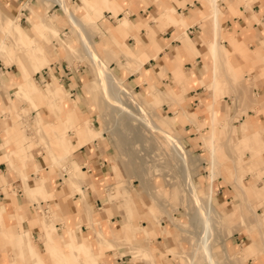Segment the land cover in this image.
I'll list each match as a JSON object with an SVG mask.
<instances>
[{
	"label": "crops",
	"instance_id": "1",
	"mask_svg": "<svg viewBox=\"0 0 264 264\" xmlns=\"http://www.w3.org/2000/svg\"><path fill=\"white\" fill-rule=\"evenodd\" d=\"M33 1L0 0V56L6 64L0 66V150L3 149L0 151V264H59L60 260L72 264L78 261L89 264H150L142 258H139L141 262L132 258L130 250L133 246L142 249V253L152 254L156 258L155 264H181L178 256L170 254L176 248L189 249V235L187 232L186 235L174 232L173 225L183 230L171 220L166 224L161 222L159 206V213H154L152 207L144 210L147 224L131 219L130 214L135 210L141 214V201H148L149 196L145 200L125 183L119 165L113 160L110 162L112 153L109 144L105 143L104 133L91 123L93 110L89 106L88 91L89 84L95 82L96 71L85 56L80 32L60 5L62 14L49 11L56 3L48 5L44 13L42 6H45V1L39 0L37 4ZM219 1L222 3L219 29L222 60L216 84L224 93H217L214 106L210 102L215 75L213 46L216 31L215 20L205 7L207 0H81V3L71 6L77 13L70 7L69 10L85 26L100 60L125 85L145 91L148 97L144 99L159 124L161 121L154 114V108L162 104L167 106L170 113H161L158 106L156 114L171 125L180 124L177 132L173 133L183 136L193 152L205 153L202 148L205 143L200 138L202 133L197 136L193 124L197 127L205 124L209 130L211 110L217 120V135L221 127L225 133L230 131L233 147L230 161L216 168L222 175L215 177L213 182L208 178L209 183H204V187L200 185V188L212 191L215 212L229 219L233 209H241L240 214L247 209L241 206V202L233 204L238 207L232 206L238 199L236 192L252 186L264 191V187L260 188L253 181L247 182L249 185L246 187L240 186L234 171L237 166L236 172L243 174L244 167L241 162L236 164L241 160L236 157V147L243 148L242 158L251 162L253 169L257 166L264 168V0H227L231 7L224 0ZM82 9L87 16L81 12ZM103 15L104 18L100 17ZM6 23L10 30L16 29V25L21 26L25 38L20 46L39 59L38 68L33 67L28 56L18 63L8 62L10 58L3 53L7 37L3 27ZM97 24L101 34L96 30ZM108 24L112 27L109 28ZM64 25L71 28L79 52L75 51L76 42L67 35L63 40H57L53 48L49 46L60 37L59 28ZM63 57L69 61L85 60L94 76L89 78L83 72L80 75L76 68L62 67V72L60 63L55 64L53 73L45 79L43 86L35 82L32 72L59 62ZM112 67H116L119 74ZM239 69L245 70L244 78L250 80V86L238 80L236 72ZM47 71L49 68L43 69L46 74ZM230 71L232 76H229ZM247 71L253 76L247 78ZM54 73L68 84L74 96H70L64 85L57 82ZM165 75L167 77H163ZM80 81L83 96L78 89ZM226 96L230 98L228 104L223 102ZM80 101L87 104L86 110H82ZM23 102L28 106L24 105L19 112L18 106ZM43 104L48 106V113L41 108ZM229 105H232V113L228 112ZM4 107L8 112L2 109ZM34 111L38 113L28 118ZM8 113L9 118L6 117ZM43 115L50 117L49 120L43 122ZM183 132L186 134L182 135ZM29 133L41 136L47 145L42 153L31 157L39 146V140L36 135V139H32ZM182 145L188 153L183 142ZM67 151L72 154L64 159ZM39 154L44 155L46 165L37 158ZM204 157L206 155H201ZM62 158L61 176L54 167H60ZM202 166L212 169L206 160ZM206 171L202 169V175ZM261 173L264 181V169ZM253 174L257 176L258 171ZM6 179L11 184L7 194L2 190V180ZM74 184L80 185L79 192L72 188ZM107 186L111 188L109 191ZM117 198H121L127 217L113 201ZM35 199H41L40 203L45 205L44 215L50 211L52 216L44 219L39 213L41 210L35 212L31 206L37 207ZM220 205L229 211L222 214L217 207ZM246 218L239 223L245 228L223 238H215L213 252L216 258L221 259L220 264H226L224 254L229 258L234 254L243 258L241 264H264V221L261 236L256 233L257 225L252 215L250 222ZM50 221L51 229L44 226ZM39 222L44 223V228ZM54 227L57 233H54ZM115 241L119 244L113 248L116 255L113 256V249L100 250V246L110 247ZM175 254H183V251Z\"/></svg>",
	"mask_w": 264,
	"mask_h": 264
},
{
	"label": "rangeland",
	"instance_id": "2",
	"mask_svg": "<svg viewBox=\"0 0 264 264\" xmlns=\"http://www.w3.org/2000/svg\"><path fill=\"white\" fill-rule=\"evenodd\" d=\"M44 1H45V6H42L43 7L42 10L44 13H46V11L48 10V8H46V7L50 4H53V3L50 0H44ZM68 1H69L68 3H69L70 8H71L72 4L77 5V4L81 3V0H68ZM224 1L228 7H231L229 5V3L227 2V0H224ZM33 3L37 4V3H39V0H34ZM36 4L34 6H36ZM220 5L222 6V3L219 1V9H221ZM25 7H28V5H25ZM205 7L208 9V13L212 14V4L209 0H207V4L205 5ZM49 9H50L49 10L50 12L55 11L58 14L63 13V10L57 4L52 5V7ZM70 10L74 13L78 12V11L74 10V8H71ZM1 11L4 12L5 10H3V8H1ZM87 11L89 12V10H87ZM81 12L87 16L86 11H84L82 9ZM235 14H238V13H235ZM20 16L18 17L19 20H20ZM43 17H45V15H43ZM100 17L104 18V15L100 16ZM19 20H18V23H20ZM115 21H117V18H115ZM95 22L97 23V19H95ZM47 23L50 24L51 22H47ZM20 27L21 26L17 27V25H16V29L10 30L8 28V23H6L4 25L3 30L6 32L7 37L5 39V46H4L3 53L8 55V57L10 58L8 62H10L12 60L13 62L18 63L24 56H28V58H29L28 61L33 65L34 68H38V66H39L38 64L40 63L39 59L36 58L35 56H33V54L30 51H26V50L24 51V49L20 46V45H22L21 40H23L25 38V35H24L23 31L20 29ZM108 27L110 28L112 26L109 25ZM96 30L99 32V34H101L100 33L101 29L98 26V24H97ZM59 31H60V37L58 39L55 38V41L49 43V46L51 48H53L56 45L57 40H63L65 38V36L67 35V36H69V38L71 40L76 42L77 46L75 48V51L77 50L79 52V50H78L79 46L77 43V39L74 36V34L72 33V30L69 27V25L60 26ZM65 32H66V34H65ZM99 34H97V35H99ZM46 37L49 38V35H46ZM227 40H230V39L228 38ZM230 43H232V41H230ZM226 47H228V46H226ZM230 48H232V47H230ZM263 48H264V46H263ZM54 49H56V48H54ZM231 52H232V49H231ZM76 56H78V54H76ZM231 59H232V54H231ZM60 63H61L60 69L62 72H63L62 67H65L68 69H75L76 68L77 70H79L80 75H82V72H83L89 78H92L94 76V72H93L90 64L88 62H86L85 60L75 59L73 61H69L67 58L63 57L62 59L59 60V62L55 61L48 67L47 66L42 67L41 70L38 72H35V73L32 72L31 73L32 78L39 85L43 86L45 79L51 73H53V70H54L53 68H55V64L57 65ZM4 64H5V62L3 61L2 57L0 56V66H2ZM11 67L16 68L15 65H11ZM48 68H49V71H47L48 74H46V72H43V69L47 70ZM112 68L117 74H119L116 67H112ZM94 69H95V67H94ZM244 71H245L244 69L237 70V72H236L237 78L240 81V83L246 84L247 86H250L251 85L250 80L244 78ZM17 72L19 74V70ZM230 72L231 73L229 74V76L230 75L232 76V71H230ZM54 74H56L55 76H57V78H56L57 82L64 85V87L68 90V94L70 96H74L75 94H73L72 91L69 89L68 84L65 81L61 80L59 74L58 73H54ZM245 74H246L247 78H250L253 76L249 73V71L245 72ZM163 77H167V75H165ZM94 79H95V82L89 84L90 92L88 91V95L90 96L89 97L90 99L88 100L89 106L93 110V116L91 117V123L96 128H101L102 132L104 133V135L107 139V140H105V143L109 144L110 152L112 153V157H111L110 162L112 163V160H113L114 162H116L119 165V167L122 171V174L124 175L125 183L127 185H129L130 189H132L133 191H137L145 200L149 196L148 201H141V207H142L141 214L135 210L133 213L130 214L131 219L137 223L143 222V223L147 224L148 221H147V218L145 217V215L143 213L144 210L146 211L147 207H152L151 209L154 211V213H156V212L159 213V208H160L161 222L166 224L167 222H169L168 220H171L175 225H177L180 229L183 230V231H181L176 226L173 225L172 230H174V232L179 233L180 235L181 234L186 235V232H187L189 235L188 237L190 238V248L189 249L187 247H183L182 249L176 248L173 250L172 254H170L172 256H178V261L181 264H187L185 261L187 260L188 256H190L191 253L193 252L192 251L193 248H192L191 244H192V242H194V239L197 236V235L195 236V233H193V231L195 230L194 227L198 230L199 229V222L196 221V219L194 220V218H193V213L195 211L194 210L195 206H194L193 200L191 198H188L189 199L188 202L187 201L185 202V196H186L185 188H184V186H182L183 185L182 180L180 178H178V177H180L179 176V169H178V164L180 163L179 159L176 156L171 157L168 154L166 155L164 150L161 147H159V144H157L155 142L153 137H151L150 135H148V133H146L144 131L147 134V135H145V133L143 132V130H144L143 127H141L138 122L132 121L131 119L129 120V118H127L126 116L122 119L121 125L116 121V119L113 120L110 117V114L113 115L114 112H116V110L114 109V106L111 103L110 104L107 103L106 98L101 96V94L99 93V91H98L99 80H98L97 72H96V77ZM161 83L162 82H160V84ZM79 84L80 85H79L78 89L82 93L81 96H83L84 93H83V88H82V81H80ZM256 84L257 83H255V85ZM123 85L132 93L133 97H135L136 99H138L140 101V103L144 106V108L149 112L151 118L158 125L162 126L167 132L171 133L175 138H177L179 140V142L181 144H182V142L184 143V145L186 146V148L188 150V154H189L190 172L193 175V180L195 182H197V185H198V189H197L198 193L202 195L203 191H204V193L208 192L203 187L205 186L204 183H209V179H208L209 177L208 176H209L210 168H208L209 165H208V167L202 166V162L204 160L208 161V163L211 164L210 163V150L208 147V137L206 138V136L208 134L207 125L203 124V125L197 127L195 124H193L197 129L196 130L197 136H199L202 133V136H200V138L203 139L202 143H205L202 146L205 153L193 152L190 148L187 147L186 143L182 139L183 136H181L178 133H173V132H177L178 127H180V124L177 122L178 125H176V126L171 125L167 120H165V118L156 114L155 110L158 106H159V111L161 113H170V112H168L169 110L165 104L156 105L154 108V114L161 121V124H159L158 121H156L154 119L153 114L150 113V109L148 107V102L145 101V99H144V97H148V95L146 93H144L145 91H143L142 89L133 88L130 85H128L129 86L128 87L127 85H125V82H123ZM161 88H163V87H161ZM223 99H224L223 100L224 103H227V104L230 103L229 97L226 96V97H223ZM79 104L81 105L82 110L87 109V104H85L84 102L80 101ZM24 105L28 106V103L27 102L20 103L17 110H19V112H20V110L23 108ZM41 108L46 113H48L49 110H48L47 105L43 104L41 106ZM2 109L5 112H8L7 107H4ZM228 112L232 113V105H229ZM36 113H38V112L34 111V112L30 113L28 118H32L33 115ZM6 117L9 118V113H8V115L6 114ZM24 118H26V117H24ZM41 118L43 119V122H44V120H46V121L49 120L50 117H48L47 115H43ZM125 118L127 120H125ZM42 119L40 120L41 124H42ZM131 121L133 123H131ZM229 121H232V120L230 119ZM195 122L201 124V121L198 122L195 120ZM184 134H186V133L183 132L182 135H184ZM224 134H225V131L221 127L220 131L218 132L219 138H222V136ZM35 135L36 134L33 135V134L29 133V136H31L32 139H33V137H34V139L38 138L39 146H37L38 148L35 149V151L33 152L32 155H30V157L33 156L34 154L36 155L37 153H42L43 148L45 146L47 147L45 140H43L41 138V136L39 137L37 135L35 138ZM231 138H232V135H231ZM222 148H223L222 150L226 153V155H223L224 158H222V156L219 158L220 164H219V166L217 165L215 167V170H217L216 169L217 167H221L224 163H226L227 161H230V156H232V152L228 148L227 145L223 146ZM235 149L238 153V154H236V157L241 158V160L239 159L236 164L241 162V164L244 166L242 168L243 174H240V175L236 172L238 167L237 166L234 167V171L236 173L235 180L238 179L239 185L243 186V187H246V185L247 186L249 185L247 182L253 181L254 184L259 186L260 188H263L264 186H260V185L262 183H264V181L262 180L263 178L261 176L263 174L261 172L264 168H259L257 166V168L253 169L252 163L246 162L242 158L241 152H242L243 148L242 147H240V148L236 147ZM0 151L2 152L3 149H1ZM71 154H72L71 152L66 153L64 156L65 157L64 159L68 158ZM201 155H206V157L201 158ZM226 156L229 158H227ZM253 157H255V154H253ZM37 158H39L41 160L43 165H46L45 158H44L43 154L37 155ZM64 159L62 158L59 160L60 167H54V169L57 170V173L60 171V168H62L61 167V161ZM223 161H224V163H223ZM202 169H207L206 174L202 175V173H203ZM254 171H258L257 176L255 174H253ZM59 174H60V172H59ZM221 174L222 173L219 171V175H221ZM247 175H251V176L247 178ZM65 180H67V179L65 178ZM244 180L246 182H244ZM258 181H259V183H258ZM222 182H224V180H222ZM58 184H61V183H58ZM200 185H202V186L204 185V186L202 188H200ZM2 186H3L2 190L7 194L8 187H11L10 181L7 179L2 180ZM71 186H72V188L77 189V191L79 192L80 185L74 184ZM236 186L239 188V186L237 184H236ZM107 187H108V191H109L111 188H110V186H107ZM236 194H237L238 199L236 201H233L232 206L234 208L238 207V205L234 206L233 204H239L241 202V206L243 208H247L248 210L243 209L244 212L242 214H240L239 210H241V209H239V208L233 209L232 217H230L229 219H225L224 217H222V215L220 213L216 212V214H215L216 216H214L215 218L213 220V224H215L214 229H213L214 232L212 235L213 236V238H212V245H213L212 249H213V251H214L215 246H216L215 245V238H217V236H219V238H223L226 235L233 233L235 230H239L240 228H245V226H239V223L241 221H243V219L245 217H247L246 218L247 221L250 222V220H249L250 215H252L253 222H254V219H256L255 216H256V212H257L260 215L261 219L264 221V195L263 194H261L259 196L251 194V203H250V200L245 201L244 199L239 198V195L237 192H236ZM155 197L161 199V202L164 205L162 203H160ZM134 198L136 199V196H134ZM42 199L44 200V198H42ZM40 200L41 199H35L34 200L37 203V207H34L32 204H31V206L33 207L35 212H37L36 210H41L39 213H41V216H44L43 217L44 219L45 218L47 219V217L52 216V213L49 211V212H47V214L44 215L43 211L45 209L44 206L46 205V200H44L45 205H42L40 203ZM113 201L116 202V206L118 208H122V210L125 214V217H127L128 215H127V212H126L124 205L121 202V198L114 199ZM160 204L163 207L164 206L165 207L162 208V206ZM204 204H205L206 208L209 206L208 202H206V201H204ZM114 205H115V203H114ZM158 206H159V208H158ZM222 206L223 205H220L217 207L221 211L222 214H226L229 210L225 211ZM114 211H115V209H114ZM114 211H113V213H114ZM44 219H42V220H44ZM216 220H220L221 223L220 224L216 223ZM255 223L257 225V222H255ZM43 224H44L43 222L40 223V225H42V227H43ZM150 224H152V223H150ZM44 226L49 228V229H51L53 227L51 221L46 222V224ZM262 227L263 226L257 225V230H256V233L258 235H261V236L263 234ZM172 230H171V232H172ZM54 233H57V229L55 227H54ZM112 239H113V237H110V240H112ZM117 246H119V244H118V242L115 241V242H113V245L110 247H105L103 245L100 246V250L102 252H104L107 249H113L114 247L117 248ZM141 250L138 247L137 248L134 246L131 247L130 253L132 254V258H134L136 261L137 260L139 261V258H142L150 264H155L156 258L154 256L148 257V255L150 253H145V251L142 253ZM112 251H114L113 256L117 254L115 252L116 249H113ZM181 251H183V254H175V253L181 252ZM217 253L219 256L221 255L220 252L217 251ZM150 255H152V254H150ZM84 260H86V259H84ZM223 261H225L226 264H241V262L243 261V258H239L238 256H235V254L230 256V258H229L226 254L225 259ZM220 262H221V259H219L217 257V263L220 264ZM198 264H207V263L204 262L202 259H200Z\"/></svg>",
	"mask_w": 264,
	"mask_h": 264
},
{
	"label": "bare ground",
	"instance_id": "3",
	"mask_svg": "<svg viewBox=\"0 0 264 264\" xmlns=\"http://www.w3.org/2000/svg\"><path fill=\"white\" fill-rule=\"evenodd\" d=\"M50 1L52 3H56L60 5V7L65 11V14L67 15L69 21L80 32L82 45L85 50V56L93 64L97 72V75H98V80H99L98 91L101 94V96L106 98V102L109 104L111 103L114 106V109L116 110V112H114L113 115L110 114V117L113 120L116 119V121L120 125H121L122 119L125 116L129 118V120L131 119L132 121L138 122L140 126L143 127L144 129L143 132L145 131L146 133H148V135L153 137L155 142L159 144V147H161L164 150L166 155L168 154L171 157L176 156L179 159L180 163L178 164V169H179L180 177L178 178L182 180L183 182L182 186H184L185 188V192H186L185 202L186 201L188 202L189 200L188 198H191L193 200L194 206H195L193 218L194 220L196 219V221L199 222V229L197 230L194 227L195 230L193 231V233H195V236L197 235L194 239V242H192L191 244L193 248L192 250L193 252L191 253V255L189 254L190 256H188L185 262L187 264H198L200 259H202L207 264H218L217 258L212 249L213 248V245H212L213 236L212 235H213V232H214L213 229L215 226V224H213V220L215 218L214 216H216L215 215L216 212L212 206L213 205L212 191L210 190L206 193H204L203 191L202 195L198 193L197 182L193 180V175L190 172L189 158H188L187 151L185 150V148L183 147V145L179 142L177 138H175L171 133L167 132L162 126L158 125L151 118L149 112L144 108V106L140 103V101L136 99L135 97H133L132 93L123 85L122 80L119 77H117L116 74L112 72V70H110V68L100 60V58L97 56L94 50L92 41L88 37L85 26H83L79 22V20L75 17V15L69 10V5H68L67 0H50ZM209 1L212 4V17L215 20L214 26H215V31H216L214 46H213L215 75L213 79L214 80L213 81V98H212V101L210 102L211 105L214 106L215 101L217 99V93L219 92L221 93V95L222 93H224V91L218 88L216 84V79L220 75L219 64L222 60L221 51L219 49V46L221 43V37L219 34L221 13L219 9V0H209ZM209 117H210V125H209V130H208V134L206 138L208 137V147L210 150V163L212 165L209 178L212 181L214 180L215 177L219 175V171L215 170V167L217 165L219 166L220 164L219 158L221 156L222 158H224L223 155H226V153L222 150L223 149L222 147L227 145L228 148L231 150V152H232L233 147H232V140H230V131H228V133H225V135L222 136V138H219V136L217 135L216 130H215V123H217V120L215 118L213 110H211ZM125 120L127 119L125 118ZM132 121L131 123H133ZM146 133L145 135H147ZM251 194L258 195V196L261 194L264 195V191H262L261 189L255 186H252L249 188L241 189L238 192L239 198H242L245 201L250 200V203H251ZM155 198L160 203H162L161 199L157 197ZM204 201L208 202L209 206L207 208L205 207ZM255 217L256 219H254V222H257L258 226H263V220L261 219L260 215L257 212H256ZM216 223L220 224L221 221L216 220ZM150 256L153 257V255L149 254L148 257ZM59 264H72V263H70L67 260H60ZM77 264H89V263L84 262V261H78Z\"/></svg>",
	"mask_w": 264,
	"mask_h": 264
}]
</instances>
